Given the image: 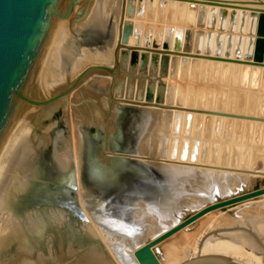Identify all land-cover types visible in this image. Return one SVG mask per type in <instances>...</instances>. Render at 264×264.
Listing matches in <instances>:
<instances>
[{
	"label": "bare ground",
	"instance_id": "obj_1",
	"mask_svg": "<svg viewBox=\"0 0 264 264\" xmlns=\"http://www.w3.org/2000/svg\"><path fill=\"white\" fill-rule=\"evenodd\" d=\"M131 3L134 12L132 15L125 12L123 19L124 22H131L133 25L127 50L133 49L131 47H137L140 51L142 48L152 49L154 44L162 49L165 42L171 49L175 42H178L179 50H182L180 52L182 55L178 59L170 60L167 70L166 102L180 105L178 110L159 107L142 110L135 125L134 152L140 153L136 157L142 158L147 163H151L153 160L151 155L156 152L167 157L164 159L165 165L157 166L161 175L157 182L160 183L161 189L149 191L148 197L131 199V204L135 207L132 211V222L127 223L128 221L122 217L111 216L105 207L102 209L103 213L98 221L119 230L133 227L132 230L135 232H131L129 237L106 226L96 225L93 221L96 215L90 209L93 200L88 197L87 189L78 177L82 160L81 136L76 134V129H74L73 141L70 140V136L64 137L61 130L57 131L55 136L50 133L49 127L55 122L52 120L55 109H61L62 117L66 120L65 108L68 104L64 107V103L67 102L64 97V101L62 100L63 102L61 101L38 125L31 127L39 117L32 124L23 122L15 124L0 151V240L12 239L24 255H32L48 239L58 234L78 246H103L101 243L103 241L106 246L103 247L115 264H139L134 251L181 222L192 211L219 201L220 198H229L246 192L250 177L257 179L259 188L264 187V169L261 171L253 169L258 157L264 159V52L260 50L256 54L253 53V45L247 47L245 51L239 46L235 51L233 41L224 44L213 33L208 32L205 36V32L201 31L206 24L211 25L210 28H220L230 18L237 20L238 26L243 22L242 18L246 19L247 16L250 20L249 25L253 23L252 26L257 28L259 19L255 20L256 17L264 20V12H262L264 1L131 0ZM108 5L109 8L107 6L106 9L94 0L93 3H89L90 7L86 6V14L82 17L83 20L85 19L84 22L80 20L79 25V22L74 20L72 26L78 30L82 27L103 32L109 30L108 40L113 39L110 17L117 8L116 0H111ZM237 15L240 16L238 19H236ZM179 20L184 22L182 25L185 26H181L183 28L171 27L173 21L176 25L175 21ZM188 20L195 25L192 30L190 29V49L187 47L186 39ZM159 21L161 24H156ZM57 27H61L59 21L36 70V78L41 87L63 84L68 71L76 69L83 61L78 45L85 38L80 33H74L72 45L68 46L64 41L57 42L58 37L56 38L55 35L59 29ZM69 28L72 29L71 26ZM89 28L86 30H90ZM151 32L152 40L147 41L146 35ZM65 34L67 35V31L63 29L60 37H64ZM114 36L112 56L118 33L115 32ZM106 42L104 43L107 46ZM98 50L91 49L89 53L95 56ZM107 54L108 52L105 51L101 55L105 56L103 59L108 57ZM124 57L125 55L122 56V62ZM102 62L103 60L100 64ZM150 65L154 72L159 71L158 74L161 75L159 60L155 65ZM107 79L110 81L112 78ZM107 83L101 81L99 86L103 88ZM143 83L144 81L138 83L135 93L133 85L128 84L125 96L133 95L137 99H144L148 86L153 91V98L163 95L160 87L155 90L154 81L149 84ZM113 84V94L116 88L117 95L120 96L124 85L119 75L115 77ZM100 96L102 98L98 99L101 101L97 107L91 104L88 106L87 102L86 107L83 105L81 110H77L78 122L104 125L106 119L102 116H107L105 108L109 102L108 95ZM114 103L110 106L109 117H112V111L116 113L118 110V106L113 105ZM31 118L28 121H31ZM51 143L54 148L53 168L57 177L70 173L73 165L76 166L79 201L90 218L82 231L76 229L68 213L60 209L50 208L43 212L42 208H36L39 212L30 211L27 216H19L16 211L20 207L23 214L28 202L21 201L23 194L19 195V200L15 202L14 192H24L30 180L38 179L42 175L38 168L43 162V150ZM154 186L155 184L153 188ZM17 193L15 196L18 195ZM250 203H254L258 212L260 207H264V193L212 210L188 224L189 226L174 232L162 240L163 242L160 241V244L157 243L158 245L153 247L154 250L152 248L158 263L186 264L194 260L197 256H192L191 250L199 248L195 240L199 230L197 227L212 214H225L226 218H231L233 222L240 220L242 224L246 223L244 218L250 217V223L256 228L261 227L259 229L263 231L260 232H264L263 214L255 212L245 216L247 209H242V206L247 207ZM250 206L253 208V205ZM231 208L233 211H229ZM226 210L228 211L225 212ZM225 215L222 217L225 218ZM222 217L218 219L222 220ZM226 234L230 236L229 239L216 235L206 237L201 245L203 250L200 255H221L243 264H264L253 251L245 247L244 241H250L246 232L234 230ZM202 264L219 263L204 260Z\"/></svg>",
	"mask_w": 264,
	"mask_h": 264
},
{
	"label": "rangeland",
	"instance_id": "obj_2",
	"mask_svg": "<svg viewBox=\"0 0 264 264\" xmlns=\"http://www.w3.org/2000/svg\"><path fill=\"white\" fill-rule=\"evenodd\" d=\"M93 1L94 0H88V2H86V6L90 7L91 5L89 6V3L91 4L93 3ZM110 1L109 0H96V2L101 3V5L106 9H107V6L109 8L108 4L110 3ZM260 1H264V0H260ZM120 3H122V0H116L117 8L115 9V12L111 14V17H110L111 18L110 26L112 25L110 28L113 27L112 28L113 29V39L111 40H108V37H106L107 38L106 40L104 36H101L99 38L92 40V42L86 43V33L88 32L84 30L88 29L89 27L86 29L82 27L81 30H78L72 26V23H74L75 21H78L79 22L78 24L80 25V22H81L80 20H83L82 18H78L75 21L69 22L70 23L69 26H71L72 28L70 30L68 29L67 22L65 20L72 19V17L69 16V17L59 19V22L61 23V27H57L59 29L57 30V33L55 34L57 35L56 38L58 37L57 38L58 40L56 39L57 42L64 41V43L67 44L68 46L72 45V42L74 43V40H73L74 38L73 35H75L74 33H78V34L80 33L81 36L85 38V40L82 39L83 40L81 41L82 43L79 42V45H78L80 54L84 56L83 57L82 55H80L82 56L81 59L83 61H81L80 65L77 66L76 69H72L74 71L72 70L68 71L67 73L68 76L66 77V81L64 83H68L74 76H76V74H78L87 65L100 64L102 60H103L102 64H105V65L113 64V58H112L113 56H112L111 48H112L113 40L115 37L114 34L115 32L118 33V25H119L118 21L120 20L119 17H120L121 8H122L120 6ZM237 16L238 17H236V19L240 17L239 15ZM247 17L246 19L242 18L243 22L241 21L242 23H240L238 26L236 25L237 20L230 18V20H227V23L224 24L220 28L219 27L217 29L210 28L212 26L211 25L209 26L208 24H206L205 27L201 28V31L205 32L204 33L205 36L207 35L208 32H211V34L213 33V35L218 37V39L220 38L219 40H221V42H224V44L229 41H233L234 46H235V49H234L235 51L237 50L236 48H238L239 46H241V48L245 51L247 47H250V45L251 46L253 45L252 46V50L254 51L253 53L256 54L260 50L264 52V23H261V21H264V20L256 17L255 20L259 19V21L257 20L258 24L256 28L252 26L253 23L251 22H250L251 23L250 25L252 27L249 25L250 20H249V17L248 18ZM175 22H176V25L174 24V21H173L172 22L173 24L171 23L172 25L171 27L183 28L181 26H185V25H182L184 23L183 21L179 20ZM156 24L160 25L161 21L157 22ZM187 24L188 26L186 25V28L187 27L188 28L186 30L187 31L186 39L188 43L187 47L190 49L191 44L189 43V41H191V30L195 27V25H193L192 22H190V20H188ZM197 28L199 27L197 26ZM63 29L64 31L65 30L67 31L68 36L65 34L64 37H60ZM212 30H214L215 33ZM216 31H218V33H216ZM151 37H152V32L146 35V40L151 41L152 40ZM104 42L107 43V46ZM106 47L108 48L106 49ZM156 47L158 46L154 44L152 48H156ZM163 47L169 48L166 42L163 45ZM96 48L99 49L97 55L91 56L92 54H90L89 51H91V49L93 50ZM105 51L108 52L107 54L108 57L103 59L105 56H101V55H103ZM122 52H123V55H125L124 60L122 62L123 70L118 75H119V79L122 80V85H124L122 89L123 93L121 92V95L118 96L117 95L118 92L116 91V88H115L114 96L117 99H119V101L117 100L116 102L114 101L115 103L113 102L114 103L113 105L120 106L122 111L117 116L115 121H114V118H115L116 113H114V111H112V117H109V112L111 109L110 101L108 100L109 96L108 98L106 97L109 103L107 101L106 102L109 105L107 104V107L105 108L106 109L105 113L107 114V116L105 114H104L105 116H102L103 119L104 118L106 119L103 126H107L109 130H111L113 128L112 124L114 123L113 125H115V129L108 136V147L104 151L105 154L104 155L102 154L103 146H104L103 145V140H104L103 132H101L96 127L87 126L85 124L87 123L86 121H84V123L78 122L76 113L78 112L77 110H81L83 108V105L86 107L87 105L89 106L91 104L92 106L97 107V105L101 101V100L99 101L98 99L102 98V96L100 95L101 94L106 95V96L108 95L107 86L110 83V81H108L107 78L110 76L94 74L90 76L88 79H86L84 82H82L77 88H75L70 94H68V96L64 98L67 100V102L64 103V107H66L68 104L67 106L68 108L67 107H66L67 109L65 108L66 120L65 118L62 117L63 116L62 110L55 109L52 115V120L55 122H53L51 124V127H49V129L51 128L50 133L52 136H55L56 132L61 130L64 137L70 136L69 137L70 140L73 141L74 129H76V134L78 133L81 136L79 137L80 139H82L81 143H83L82 144V157H81L82 160L80 164L81 170H79L78 177H80L83 185L87 189L88 197H90V200H93L92 205L90 206L91 207L90 209L97 216V217L94 216L95 218L93 221H95L94 223H96V225L100 227L104 226L98 221L99 216L103 213L102 209H104V207H105V210L108 212L115 211V210H119V211L126 210L130 206L131 199L136 200V198L140 196H146L149 191H152L154 189L152 188V190H150L147 188L150 184L149 182L150 180H152L153 183L155 182V184L157 183V181H159L154 177V175L153 176L151 175L152 172L150 171L148 166L153 165L155 168L154 163H156L157 165H165L164 159L167 157L158 152L151 155V158L153 159L151 163H147L142 158L136 157L140 153L134 152L135 151L134 150L135 149V143H134L135 133L134 132H135V125L141 116L142 110H148V109L158 108V107L163 108V109L178 110L180 106L177 104H173L172 102L170 103L166 102L168 74L166 72L164 74L161 73L160 75L158 74L159 71L154 72L151 69L150 56H149L151 52L149 53L148 51H146V53L144 54V53H141L142 51L140 52L135 51V50L129 51L127 49H123ZM179 52H182V50H180ZM140 53L144 55H141ZM180 55L182 54L172 53L170 54V57H171L170 60L178 59ZM193 56H196V55H193ZM126 58L127 59L129 58V59L127 60ZM102 79H105V80H102ZM101 81H104L105 83L108 82V83L104 85L105 87L102 88V86H99ZM143 81H144L143 84H149L154 81L155 90H157L160 87L163 93V95L160 96L161 98L155 99L153 98V95L151 99H146V97L144 99H137L133 95L131 97H129L128 95L125 96L126 87L128 86V84H131L130 86L133 85L134 88L133 87L132 88H133V92L135 93V91L137 90V87L139 86L138 83H141ZM42 87L52 88L50 86H45V85H42ZM85 98L87 100H85ZM38 117H40V115L36 114L31 118V121H27L23 123L32 124L33 121L36 120ZM53 149H54L53 144L51 143L50 145H48V147H46L43 150V154H44V158H42L43 162H41L40 165L38 164L39 165L38 171L40 170L42 175H40L38 179L33 178L32 180H30L29 184L26 185L24 192H20V193L14 192L13 198L15 199V202L19 200L18 198L22 194L24 196L21 198V201L25 200V202H28L26 204L27 209L23 212V214L20 210L21 209L20 207L16 211L19 213V216H23V215L27 216V214L30 213V211H32V213L39 212L36 208H42L43 212L48 211L50 208L60 209V210L66 211L71 219V222L75 225V228L82 231L83 227L86 224H88L90 218H89V215L86 213V211L83 209L79 201V194H78L79 190H78V184H77L78 177H76L77 169L75 168L76 166L73 165V169L71 170L70 173L64 175L63 177H57L55 168H53V161H52V156L54 154ZM253 169L255 171H259V170L261 171L264 169L263 157L257 158L255 164L253 165ZM256 180L257 179L255 177L249 178L248 186L246 187V192L250 190H254L257 187H260V185L257 183ZM139 182H142L144 184H141L140 186H138L137 184ZM15 193H17L18 195L15 196ZM123 193L127 194L126 199L122 195ZM128 197L131 199H129ZM220 199H224V198H220ZM93 202H94V205H93ZM102 203L104 204L103 207H102ZM250 205H253V208ZM243 207L244 206H242V209H247V212L245 213L246 217L257 212L256 207H254V203H250L247 205V207H244V208ZM227 211L228 210H226L225 212ZM229 211H233V209L231 208V210ZM257 213L264 215V207H260ZM212 215L208 217L209 219H205L203 224L197 227L200 231L197 229L198 232L197 233L195 232L196 233L195 240H196V245L199 244L198 245L199 248L197 247V249L194 248L195 250L194 249L191 250L192 256L200 255L201 251L203 250V247L201 245L203 244V241H205L208 238V236L216 235L224 239H229L230 236L226 234V232L240 230V231L246 232V234L250 237L249 242L244 241V245L247 248V250L251 252L253 251L260 258V261L264 262V232L262 233L260 232V231H263V229L262 230L259 229L261 227L256 228V226H254L253 223H250L249 221L250 217L244 218V222L246 223L242 224L240 220L239 221L241 223L239 221L233 222V220L229 217L226 218L227 215L225 214L218 213L213 216ZM224 215H225V218L222 217ZM219 217H222V220H219L221 219ZM262 225H259V226H262ZM101 243L103 244L104 247H106L103 241H101ZM157 245H155V247Z\"/></svg>",
	"mask_w": 264,
	"mask_h": 264
},
{
	"label": "water",
	"instance_id": "obj_3",
	"mask_svg": "<svg viewBox=\"0 0 264 264\" xmlns=\"http://www.w3.org/2000/svg\"><path fill=\"white\" fill-rule=\"evenodd\" d=\"M86 2L87 0H0V151L15 124L26 122L33 115L40 114V117L31 127L38 125L60 104L64 97L68 96L82 82L94 74L110 75L112 79H110L107 86L110 106L114 101L119 100L113 94V83L118 73L123 70L122 51L129 48L127 43L133 31L132 23L123 21L125 12L128 15H132L134 12L131 0H127V2L122 0L121 3L118 40L113 49V64L87 65L68 83L51 86L52 88H43L37 81L36 70L39 61L59 19L71 16L72 19L65 20L68 26L69 22L84 17ZM68 29L70 30L69 26ZM84 31L88 32L86 33V43L92 42V40L101 36L105 38L109 36V30L105 32L95 29ZM179 47V43L175 42L173 49L166 47L162 49L157 47L152 49L142 48L141 53L151 52L150 64L155 65L159 60L160 72L164 74L168 70L170 54H180ZM131 48H133L131 50L140 51L137 47ZM160 92L162 93L161 89ZM152 95L153 91L148 86L145 92L146 99H151ZM160 96L156 99H159ZM121 111L122 109L118 106L114 121ZM85 124L89 127H96L103 132L104 146L102 154L104 155V151L108 147V136L114 131L115 125L109 130L107 126ZM157 166L155 165V168L148 167L152 172L151 175L159 180L161 175L158 173ZM149 182L151 185L149 184L147 188L152 190L155 182L153 183L152 180ZM141 184L144 183L139 182L137 185L140 186ZM156 189H161L159 182L155 184L153 190ZM263 193L264 187H257L254 190L214 201L197 211H192L181 222L138 247L134 251V256L139 264H159L152 251L157 243L212 210ZM122 195L125 199L127 198L126 193ZM148 196L149 192L143 197ZM131 203L124 211L115 210L108 213L111 216L122 217L125 221H128L127 223L132 222V211L135 207ZM102 225L126 237H129L131 232H135V230H132L133 227L129 226L124 230H119L107 226L105 223ZM204 260L216 261L219 264H243L221 255H200L186 264H202ZM0 264L115 263L103 246H78L71 243L64 236L57 234L48 239L36 252L29 256L24 255L12 239L0 240Z\"/></svg>",
	"mask_w": 264,
	"mask_h": 264
}]
</instances>
